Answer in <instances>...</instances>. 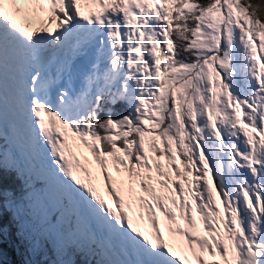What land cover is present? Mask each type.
Here are the masks:
<instances>
[{
    "label": "snow or ice",
    "instance_id": "snow-or-ice-1",
    "mask_svg": "<svg viewBox=\"0 0 264 264\" xmlns=\"http://www.w3.org/2000/svg\"><path fill=\"white\" fill-rule=\"evenodd\" d=\"M6 3L17 0H0V264H264V22L253 6L24 0L21 26ZM73 147L118 185L115 208Z\"/></svg>",
    "mask_w": 264,
    "mask_h": 264
},
{
    "label": "rangeland",
    "instance_id": "rangeland-1",
    "mask_svg": "<svg viewBox=\"0 0 264 264\" xmlns=\"http://www.w3.org/2000/svg\"><path fill=\"white\" fill-rule=\"evenodd\" d=\"M240 3L241 4H250L248 3L246 0H240ZM17 6L18 7H21V6H25V3L22 1V0H17ZM253 10L256 11V14H257V17L260 19L261 22L262 19L260 17V14L258 13L257 9L255 8H249V12H252ZM257 44H258V41H257ZM259 56V54H258ZM257 139H259V137H256ZM73 152L77 154V156L79 157V154L81 152H84L83 149H77L75 147H73ZM85 155H88L89 156V161L90 163L88 164H84V167H87V168H90V170L92 171V183H93V186H95L99 192V194L101 195L102 198H104L108 203L112 204L113 208H115V204L112 203L113 201V197L111 195H109V187H118V185L116 184H113V185H110L108 187L105 186L106 184V181H105V174H101L100 172V169L98 167V165L95 164L94 161L91 160V156L89 154H87L86 152H84ZM83 164V160L81 162ZM109 173L112 175L113 179L114 180H117L119 179L117 177V174L116 172L111 168V165H109ZM82 179H87L84 174L82 172H79L78 173ZM210 185L213 187V193L214 195L216 196V201H217V206H219L220 208V211H221V215H225L224 214V211H223V205H220L219 201H220V197L219 195L217 194V190L214 186V182L212 181L211 177H210ZM194 183V181H193ZM131 203V208L128 207V204ZM177 203H179V201H177ZM124 211H128L130 215H140V210H139V206L138 204L135 202V201H129V198L127 196H125V208H124ZM179 216V213L177 212V217ZM156 219H157V222H158V226L160 228V231H161V234L163 235V238H164V241L166 243H169L170 245L173 246V249L174 251L176 252V255H181V249H184L181 244L182 242H177L175 243L174 240H172L170 238V234L167 232V229L165 227V220L164 218L160 215L159 211H156ZM144 222L146 221V224L143 225V223H141L140 225H138L139 229L143 232H145L146 234H149L150 236L151 235H154V233L152 232V224L149 223L148 219H147V215L144 214ZM178 223H181V226H182V222H179ZM9 258V257H8ZM12 260V259H10Z\"/></svg>",
    "mask_w": 264,
    "mask_h": 264
},
{
    "label": "bare ground",
    "instance_id": "bare-ground-1",
    "mask_svg": "<svg viewBox=\"0 0 264 264\" xmlns=\"http://www.w3.org/2000/svg\"><path fill=\"white\" fill-rule=\"evenodd\" d=\"M24 1V0H23ZM25 5L26 6H28V8H29V10H30V8H31V5H29V4H26L25 3ZM8 6V7H7ZM90 7L91 6H89V5H87V4H84V5H82V11H84L85 13H87L89 10H90ZM16 8H18L16 5H10V4H5V9H6V11H8L9 12V14L10 13H12V11L14 10V9H16ZM91 10H93V11H95L96 9L95 8H91ZM81 162H82V160H81ZM133 220H134V223H136L137 224V226L138 225H140L141 223H143V225H145L146 224V221L144 222V220H139L138 219V215H133ZM170 236V238L172 239V240H174V242L175 243H177V242H182L181 241V238L179 237V236H175V235H169ZM185 251V249L183 250V252ZM176 253V252H175ZM190 256V255H189ZM191 257V256H190ZM192 260V259H191ZM177 264H179V262H177ZM186 264H196V262L194 261V260H192V262L191 263H189L188 261L186 262Z\"/></svg>",
    "mask_w": 264,
    "mask_h": 264
},
{
    "label": "trees",
    "instance_id": "trees-1",
    "mask_svg": "<svg viewBox=\"0 0 264 264\" xmlns=\"http://www.w3.org/2000/svg\"><path fill=\"white\" fill-rule=\"evenodd\" d=\"M246 1L250 3L253 6V8L257 9L262 21L264 22V0H246ZM9 259L14 260L15 259L14 254L10 253Z\"/></svg>",
    "mask_w": 264,
    "mask_h": 264
}]
</instances>
